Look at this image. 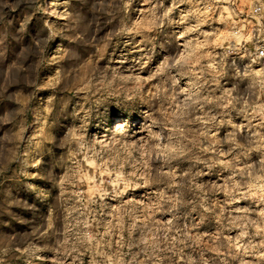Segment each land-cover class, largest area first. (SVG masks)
<instances>
[{"label": "rangeland", "instance_id": "374dc122", "mask_svg": "<svg viewBox=\"0 0 264 264\" xmlns=\"http://www.w3.org/2000/svg\"><path fill=\"white\" fill-rule=\"evenodd\" d=\"M263 27L264 0H0V264H264Z\"/></svg>", "mask_w": 264, "mask_h": 264}, {"label": "built area", "instance_id": "2783aa9c", "mask_svg": "<svg viewBox=\"0 0 264 264\" xmlns=\"http://www.w3.org/2000/svg\"><path fill=\"white\" fill-rule=\"evenodd\" d=\"M252 11L255 15H260L261 7L255 6ZM262 30L263 31L261 33L259 32V28L256 30L257 34L255 38V44L252 50V60L256 61V63L264 71V27Z\"/></svg>", "mask_w": 264, "mask_h": 264}]
</instances>
